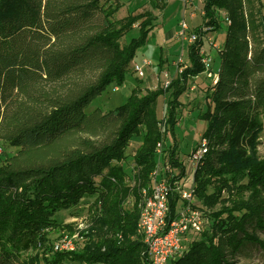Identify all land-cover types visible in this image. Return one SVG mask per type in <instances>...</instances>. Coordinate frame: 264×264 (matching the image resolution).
<instances>
[{
	"label": "trees",
	"instance_id": "trees-1",
	"mask_svg": "<svg viewBox=\"0 0 264 264\" xmlns=\"http://www.w3.org/2000/svg\"><path fill=\"white\" fill-rule=\"evenodd\" d=\"M122 5L0 0V148H9L0 153V264H150L137 230L143 190L156 171L172 185L186 175L173 104L206 70L204 36L222 22L227 35L217 81L205 88L208 105L200 113L207 152L191 187L204 225L168 264H235L233 257L250 247L264 256L263 1L203 0V23L191 30L198 37L188 42L189 61L176 78L145 94L137 85L114 109L87 112L110 83H123L155 25L150 11L117 17ZM135 26L140 34L123 42ZM168 91L175 98L160 120L157 98ZM129 155L132 173L121 166ZM168 202L169 222L181 207L179 192ZM74 207L87 210L89 225L74 249L56 250L49 235L72 229L59 214ZM24 244L39 253L23 259Z\"/></svg>",
	"mask_w": 264,
	"mask_h": 264
},
{
	"label": "rangeland",
	"instance_id": "rangeland-1",
	"mask_svg": "<svg viewBox=\"0 0 264 264\" xmlns=\"http://www.w3.org/2000/svg\"><path fill=\"white\" fill-rule=\"evenodd\" d=\"M123 5L116 11L117 17H124L130 13L139 14L147 11L154 15V27L149 32L147 43L140 47L134 59L128 67L125 79L122 84L116 82L110 83L102 94L97 96L86 108L87 112H92L97 107L103 112L114 109L118 105L125 103L131 90L139 85L145 94L148 90L159 89L166 86V82H170L176 78L178 74V66L184 68L189 61L188 41L182 40L179 33L183 30V25L188 29L186 34L193 33L191 30L203 23V0H194L193 3L186 4L184 0H158L164 1L162 8H153L151 0H120ZM264 3V0H262ZM263 13H264V9ZM226 24L222 22L219 29L209 32L204 36L202 50L205 51V59L209 58L206 70L195 76V81L189 82L185 91L177 95L178 104L175 105L177 122L174 125V137L178 144L180 157L185 159L186 175L181 180L185 190H191L193 183L194 166L189 161L188 155L201 141V134L205 130L206 122L200 116V113L207 108L205 88L212 84V78L207 77V71L210 69L212 75L218 74L221 56L218 48H222L226 40ZM140 34V28L135 26L130 29L121 40L129 41L131 38ZM149 62V64H146ZM142 66L143 76H139L135 71V65ZM173 91L160 93L157 98L156 114L160 120H163L167 113V103L174 100ZM173 137L169 134L166 142L172 143ZM259 151L264 157V134L261 138ZM5 145L0 148V153L7 151ZM135 149L132 144L129 151ZM162 148H159L161 151ZM134 157L129 155L121 162L123 169L132 173ZM160 167H164V163L160 162ZM175 172H178L176 169ZM85 201V198L83 199ZM195 199H193V202ZM182 206V203H181ZM84 207H74L68 211L59 214V218L64 219L65 223L72 224L70 230L51 231L49 237L57 242L63 236H68L70 240L76 243L80 239V231L88 227L90 217ZM204 218V217H203ZM258 235L264 239V230L259 231ZM66 250V249H64ZM39 253V249L31 244H24L20 250L23 259L35 257ZM235 264H264L263 252L260 248L250 247L239 252L233 257Z\"/></svg>",
	"mask_w": 264,
	"mask_h": 264
},
{
	"label": "built area",
	"instance_id": "built-area-1",
	"mask_svg": "<svg viewBox=\"0 0 264 264\" xmlns=\"http://www.w3.org/2000/svg\"><path fill=\"white\" fill-rule=\"evenodd\" d=\"M184 1L186 4L194 2V0ZM187 29L188 27L183 25L179 36L184 41L193 42L198 35L196 33L186 34ZM209 61V58L204 60L207 66ZM135 71L139 76L144 75L142 66L138 64L135 65ZM206 73L208 78H212V83L217 81V75H212L210 69ZM168 84L167 81L166 86ZM206 152V141H201L189 153L188 159L195 167ZM172 191L179 192L182 206L179 208L178 214L168 222L170 212L168 199ZM193 199L192 190H185L181 180L172 185L167 179H159L157 171L154 173L149 188L143 190L137 222V230L147 246L150 264H168L170 261H174L180 255L183 241L186 240L187 235L202 229L204 218L200 210L193 207ZM73 244L72 240L65 235L55 242L54 247L56 250H71L74 249Z\"/></svg>",
	"mask_w": 264,
	"mask_h": 264
},
{
	"label": "crops",
	"instance_id": "crops-1",
	"mask_svg": "<svg viewBox=\"0 0 264 264\" xmlns=\"http://www.w3.org/2000/svg\"><path fill=\"white\" fill-rule=\"evenodd\" d=\"M203 13V12H202ZM182 68H180L179 66H178V71H180Z\"/></svg>",
	"mask_w": 264,
	"mask_h": 264
}]
</instances>
